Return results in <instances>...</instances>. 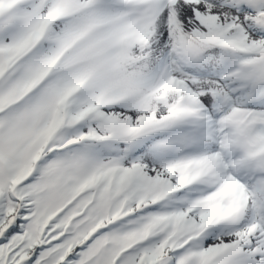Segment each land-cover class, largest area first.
<instances>
[{"label": "snow or ice", "instance_id": "snow-or-ice-1", "mask_svg": "<svg viewBox=\"0 0 264 264\" xmlns=\"http://www.w3.org/2000/svg\"><path fill=\"white\" fill-rule=\"evenodd\" d=\"M0 264H264V0H0Z\"/></svg>", "mask_w": 264, "mask_h": 264}]
</instances>
